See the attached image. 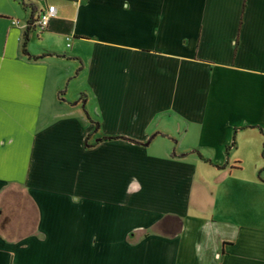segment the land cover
I'll list each match as a JSON object with an SVG mask.
<instances>
[{"label":"crops","instance_id":"crops-1","mask_svg":"<svg viewBox=\"0 0 264 264\" xmlns=\"http://www.w3.org/2000/svg\"><path fill=\"white\" fill-rule=\"evenodd\" d=\"M0 264H264V0H0Z\"/></svg>","mask_w":264,"mask_h":264},{"label":"built area","instance_id":"built-area-1","mask_svg":"<svg viewBox=\"0 0 264 264\" xmlns=\"http://www.w3.org/2000/svg\"><path fill=\"white\" fill-rule=\"evenodd\" d=\"M55 15H56L55 7L48 6V8L45 11L39 14L35 26L39 31L46 29L49 22L55 17ZM14 24H17V22H14Z\"/></svg>","mask_w":264,"mask_h":264},{"label":"trees","instance_id":"trees-1","mask_svg":"<svg viewBox=\"0 0 264 264\" xmlns=\"http://www.w3.org/2000/svg\"><path fill=\"white\" fill-rule=\"evenodd\" d=\"M35 28H36V27H34V25L30 22V23L28 24V27L26 28V31L24 32L23 43H22V52H23V54L26 55V56H29V54H28V52H27V50H26V45H27V41H28V33H29V31H31V30H35ZM32 58L37 59L38 57H32ZM85 145H86V146H89V145L87 144V139H86ZM172 155H173V154H172ZM207 162H208V161H207ZM167 220H172V217H167V218H165V219L162 221V223H160V224L158 225V228H159V229H163V227H164V223H165V221H167Z\"/></svg>","mask_w":264,"mask_h":264},{"label":"rangeland","instance_id":"rangeland-1","mask_svg":"<svg viewBox=\"0 0 264 264\" xmlns=\"http://www.w3.org/2000/svg\"><path fill=\"white\" fill-rule=\"evenodd\" d=\"M241 164V166H243V164L242 163H239V165Z\"/></svg>","mask_w":264,"mask_h":264}]
</instances>
